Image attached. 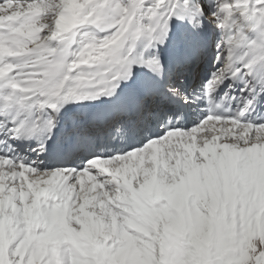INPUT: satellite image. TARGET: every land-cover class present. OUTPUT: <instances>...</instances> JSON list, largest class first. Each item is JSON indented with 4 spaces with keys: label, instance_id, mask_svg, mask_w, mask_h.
Returning a JSON list of instances; mask_svg holds the SVG:
<instances>
[{
    "label": "snow or ice",
    "instance_id": "6c2138e0",
    "mask_svg": "<svg viewBox=\"0 0 264 264\" xmlns=\"http://www.w3.org/2000/svg\"><path fill=\"white\" fill-rule=\"evenodd\" d=\"M0 264H264V0H0Z\"/></svg>",
    "mask_w": 264,
    "mask_h": 264
}]
</instances>
